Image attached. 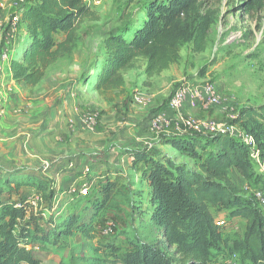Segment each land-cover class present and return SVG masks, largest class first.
<instances>
[{
    "label": "trees",
    "instance_id": "trees-1",
    "mask_svg": "<svg viewBox=\"0 0 264 264\" xmlns=\"http://www.w3.org/2000/svg\"><path fill=\"white\" fill-rule=\"evenodd\" d=\"M241 8L247 14H258L264 11V0H246ZM18 14L29 42L21 57L10 62L15 81L24 82L32 90L55 67L72 63L77 51L82 50V77L88 75L86 70L97 71L94 90L110 103L124 92L125 74L138 67L140 60H144L148 78L145 85L149 86L152 77L178 63L185 46L191 45L196 54L206 51L220 11L211 0H149L147 16L139 22L127 6L116 29L96 50L92 46L95 40L85 41L84 25L99 20V16L85 0H25ZM60 34L64 36L61 40ZM169 98L164 103L167 107ZM130 101L131 96L127 95L125 107ZM161 111L165 110L154 109L149 119ZM234 123L259 142L264 159V104L241 108ZM183 133L172 134L163 143L189 155L194 163L196 160L195 166L162 152L159 158L151 149L134 154L136 164L143 161L147 165L142 173L151 188V210L145 223L147 237L141 239L138 234L140 245L125 256L124 263L213 264L212 250L221 240L214 210L223 207L230 209L231 216L246 220L244 237L236 248L240 251L230 252L240 254L241 264L247 260L250 264H264V212L257 199L242 190L230 175L235 168L243 179L255 177L246 144L231 134ZM28 183L18 182L17 186ZM31 185L40 197L54 198L49 180L34 181ZM98 189H91L89 195L82 197L89 200L95 196L91 203L96 208L106 202L117 210L133 207L135 192L130 185H117L107 177ZM4 191L0 188V264H39L34 257L39 238L31 227L33 220L39 229L37 218L32 214L29 220L25 219L30 205L28 197L12 200L9 192L1 198ZM19 202L22 207H17ZM79 216L77 208L72 209L60 226L64 227L62 233L79 232L85 238L93 237L94 218L79 223ZM41 238L46 241L48 236Z\"/></svg>",
    "mask_w": 264,
    "mask_h": 264
},
{
    "label": "rangeland",
    "instance_id": "rangeland-1",
    "mask_svg": "<svg viewBox=\"0 0 264 264\" xmlns=\"http://www.w3.org/2000/svg\"><path fill=\"white\" fill-rule=\"evenodd\" d=\"M160 1L167 2V0ZM211 1L219 8L220 14L217 23L213 27L212 42L208 49L196 54L192 51L191 45L185 46L181 51V58L178 63L165 73L172 79V82H175L172 90L182 81H187L192 86L212 83L220 97L218 104L212 107H203L189 99L190 103L185 102L182 106V108L186 104L190 106L186 110L189 113L184 114V112H181L184 118H193L201 123L214 122L221 127L235 126L237 124L234 123V119L241 108L246 106L258 107L264 104V11L258 14H247L241 8L246 0ZM87 2L91 3V8L99 16V20L85 23V41L95 38L96 42H102L107 34L118 26L119 18L127 6L129 10L134 12L139 22L144 21L147 16L149 0H87ZM143 65L144 60H140L137 64L138 67L135 68L134 72H131L135 75V80H139L141 72L139 69ZM63 66L55 67L49 75L61 73V70L66 69L71 74L78 75L79 66L77 64L71 67ZM27 98L29 99V96ZM27 98L23 100L21 96L16 97L17 101L12 109L0 107V118L3 120V126L10 132L9 136L3 135L5 139L14 136L11 133L13 129L10 130V127L16 114H18V118H29L27 113L31 114V112L28 110ZM182 108L180 111H182ZM89 114L96 115L97 122L99 121L100 112L96 107L88 106L84 111V115ZM29 125L32 126L33 123ZM17 129L16 127L15 135L19 134L16 131ZM118 130L114 129L110 132L109 136L111 137L107 139V144L105 146L101 145L96 153L90 155L91 159L89 160L96 163L97 168L89 166L91 176L88 178H91L90 182L91 180L94 181L87 184L90 185L91 191L98 179H104L107 172H116L120 176L117 177V180H114L115 184H128L135 192L133 207H123L117 210L113 206L108 207L106 202L103 207L96 208L91 203L92 198L95 196L86 200L87 197H82L79 194L76 195L78 198L74 200L73 197L68 201L66 200L69 205L72 204L79 211V223H86L94 218L93 237L85 238L79 232L71 235L62 233L64 227L60 226L64 221V214L68 208L64 205L66 202H57V199L50 200L45 195L42 198L36 194L34 197L37 202L28 206L25 219L29 220L32 214L37 218L39 229L35 227L33 220L31 227L39 238L38 246H36L38 248L35 247L34 249V257L39 260V264H125V256L135 246L140 245L138 234L141 239L147 237L148 230L145 223L149 219L151 205L147 198V183L140 176L141 170L146 169L147 165L143 161L137 163V165L129 159H126L125 162L123 158H127L128 153L147 150V147H149L151 152L159 158H161L160 153L162 152L167 156L170 155L171 158H175L178 162H187L191 166H195L197 162L195 160L194 163L187 154L180 151L174 152L170 144H166L164 147L158 146L165 139L166 134H174L171 131H169L170 133L158 132L157 134L152 132L155 135H147L142 129H132L129 132L134 136L127 138L124 143H120L121 146H116V143H113L112 140L118 137ZM23 133H27L26 130ZM182 133H191L197 136L205 135L202 132L190 129H183ZM206 134L213 135L212 133ZM104 135L107 136L108 133H104ZM91 136L96 137V135ZM102 141L100 144L105 143L104 139ZM143 142L151 144L148 146V143ZM246 147L251 165L256 173L255 177L252 180L243 179L240 182L235 180L233 176L232 179L242 190L257 199L258 206L264 212V204L257 198V193L264 194V159L262 158V151L256 139L253 144H246ZM116 148H120L121 152L115 153L110 162L105 158L100 159L106 156L107 152L112 151L111 149ZM158 152L159 155H156ZM116 159L123 165H115ZM99 163L101 164L99 165ZM81 170L88 171L85 168ZM130 170H134L132 171L134 175L129 174ZM126 172L128 173L125 175ZM84 183L83 180L82 182L75 181L74 190L78 193ZM214 214H216V219L220 225L221 240L219 246L212 250L211 259L218 264H227L229 261L234 264H241L240 254L238 252L232 253L230 250L238 248L244 237L246 220L231 216L230 209L223 207L214 210ZM55 233H57V236H55ZM46 234L48 239L43 241L41 236ZM244 264H250V262L247 260Z\"/></svg>",
    "mask_w": 264,
    "mask_h": 264
},
{
    "label": "crops",
    "instance_id": "crops-1",
    "mask_svg": "<svg viewBox=\"0 0 264 264\" xmlns=\"http://www.w3.org/2000/svg\"><path fill=\"white\" fill-rule=\"evenodd\" d=\"M85 1L87 2V0ZM24 2L25 0H0V107L12 109L15 107L16 97L21 96L23 100H26L29 96L27 102L28 110L31 112V114L27 113L29 118L26 119L18 118V114L15 115L10 127V130L13 129L11 133L14 136L8 139H5L3 135L9 136L10 132L3 126V120L0 118V188L5 189L1 198H4L10 192V187H7L8 182L12 188L9 195L12 200H15L19 197L39 195L37 188L31 184L34 181L47 179L55 192L53 199L65 203L71 197H73V200L78 198L76 196L78 193L73 188L75 181L82 182L83 180L85 183L94 181L91 180L90 182L91 178H88L91 176L89 166L97 168V164L89 160L91 159L90 155L96 153L101 145L105 146L107 144V139L111 137L109 136L110 132L119 129L118 137L112 140L113 143H116V146H121L120 143H124L127 138L134 136L129 132L132 129H142L147 135H155L152 132L156 134L158 132L149 126L150 112L162 107L171 121L177 124L182 121L181 112H184V114L189 113L186 110L190 106L186 104L182 111L177 112L163 104L168 101L173 92L172 86L175 83L165 72L176 64L160 75L152 77L149 86L144 85V82L148 79L144 65L139 69L141 71L139 80H135V75L131 73L135 69L127 71L124 92L114 102H106L94 90L97 71L86 70L85 72L88 75L82 77L85 60L82 50L77 51L72 63L64 62L61 64L64 65L63 67H71L77 64L79 66L78 75L71 74L67 69L61 70V73L48 75L35 88L29 90L24 82H17L13 79L10 70L11 60L19 59L29 42L24 24L20 23L14 32L10 29L12 16L20 13V8ZM87 4L91 7L90 2H87ZM63 38V34L58 35V39ZM102 44L103 41H95L92 45L93 50H96ZM4 51L8 54L6 59L1 56ZM127 95L131 96V101L125 107L124 100ZM186 103H190L189 99ZM88 106L96 107L100 112L99 121L94 129H90L85 120L84 111ZM14 112L16 113V111ZM30 123H33V125L30 126ZM16 127L19 134L15 135ZM24 130L27 133L24 134ZM104 133H108V135L106 136ZM91 135H96V137ZM168 136H171V134H166L164 138H168ZM101 138L105 140V143L100 144ZM150 144L148 143V146ZM165 145L163 140L158 144L160 147ZM172 149L174 152H178L175 148L172 147ZM111 150L100 159L105 158L110 162L115 153L121 152L120 148ZM147 150H150V148L147 147ZM134 154V152L128 153L127 158H123V161L133 160ZM156 155H159V152ZM114 163L115 165H123L117 159ZM82 168L88 169V171L81 170ZM143 170H141L140 176L147 183V198L150 199L151 188L148 180L143 177ZM130 171L129 174L134 175L132 173L134 170ZM230 175L238 182L243 180L235 168L230 170ZM118 176L120 175H117L116 172L109 171L104 179L97 178L98 182L92 189L100 188L107 177L114 181L117 180ZM18 182L29 183L18 187ZM64 205L68 207L64 214L65 218L76 207L72 204L69 205V202Z\"/></svg>",
    "mask_w": 264,
    "mask_h": 264
},
{
    "label": "built area",
    "instance_id": "built-area-1",
    "mask_svg": "<svg viewBox=\"0 0 264 264\" xmlns=\"http://www.w3.org/2000/svg\"><path fill=\"white\" fill-rule=\"evenodd\" d=\"M20 22L19 14H14L11 20L10 29L12 32L16 31L18 24ZM2 58H8L6 51L2 52ZM192 100L195 103L202 105L203 107H212L213 105L218 104L220 97L215 89V86L212 83H205L199 85H189L187 81L180 82L169 98V107L175 111H180L183 104L188 100ZM86 123L90 129H94L97 123V116L94 114H89L85 116ZM235 125V124H234ZM149 126L151 129L157 132H169L171 133H180L183 129H190L202 133H223L231 134L239 139H241L245 144L250 145L255 142L254 137L241 129L238 125L235 126H225L221 127L214 122H199L193 118H184L182 115V121L176 124H172L171 119L164 112H157L149 119ZM184 127V128H183ZM170 133V132H169ZM90 185L85 183L79 190L81 196H87L90 194ZM257 198L262 204H264V194L257 193ZM37 199L35 197H28L27 203L35 204ZM17 207H22V203L19 202L16 204ZM38 248V247H36ZM235 255V254H234ZM233 256V255H232ZM234 257V256H233ZM213 264H218L214 262ZM227 264H234L229 261Z\"/></svg>",
    "mask_w": 264,
    "mask_h": 264
}]
</instances>
